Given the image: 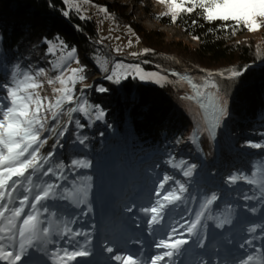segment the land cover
<instances>
[{
    "label": "trees",
    "instance_id": "trees-1",
    "mask_svg": "<svg viewBox=\"0 0 264 264\" xmlns=\"http://www.w3.org/2000/svg\"><path fill=\"white\" fill-rule=\"evenodd\" d=\"M75 1L82 3L68 7L64 0H0V63L6 70L12 72L22 64H34L35 56H47L49 42L58 44L57 37L65 42L66 50H77L75 56L80 61L78 68L86 66L84 74L87 79L75 84L74 95H79L81 104L87 101V114L72 112L71 119L64 123L65 137L60 143V146L64 143V149L57 155V165L53 161L45 166L51 167L54 174H40L37 186L53 184L52 196L55 197L61 194L59 188L64 184L77 196L84 194L91 200L94 188L91 185L86 187L85 177L91 176L101 182L106 172L113 171L121 177L123 185H130L132 190L139 183H146L150 190L154 187L161 190L163 196L167 192L181 195V199L172 204L165 202L163 215L168 214L169 206L174 205L171 220L187 221L208 204L207 201L216 190V177L211 164L206 163L204 168L199 169V160L195 156L198 148L205 151L208 160L211 155L208 150L212 146L209 143L215 142L219 146L220 157L226 156L228 164L235 162L238 165L228 168L225 177L237 178L236 175L243 172L247 177L252 165L261 166L264 163V147L250 146V143L264 145V38L256 44H237L234 37L245 33L246 29H240L232 35L233 22H209L198 15L199 10L197 13L182 14L176 23H172L169 18L159 19L162 24L173 25L192 39L199 37L196 39L198 47L189 56L203 74H186L193 82L203 84L205 78H209V73H212L210 79L216 82L219 96L226 101L227 114L213 132L210 127L198 126L197 112L200 113L201 108H194L196 102L190 100V96H177L181 103L187 105L185 110L161 86L141 80L134 73L125 77L116 73L120 78L119 83L115 82V77L113 80L106 79L113 74V67L118 61H137L118 57L109 50L112 55L110 58L104 48L96 43L97 24L90 15L91 9L84 10L80 6L88 4L99 10L106 8L107 12H103L116 25L130 29L140 44L149 49L139 57L144 69H149L145 63L152 62L165 68L163 71L157 69L161 73L170 76L173 73L183 74L174 62L163 57L160 52L169 45L163 40V33L139 30L129 18L125 19L126 10L118 3L107 0ZM64 11H69L70 15L65 17ZM251 65L255 67H249ZM231 71L242 74L227 78ZM221 72L225 76L218 75ZM98 76L100 78L93 81ZM81 86L83 90L79 92ZM99 87L108 91L101 93L97 91ZM94 105L103 109V119H96ZM204 111L211 120L212 109ZM183 119L189 120L192 126L189 128L187 124H182ZM197 131L199 137L196 140L194 136ZM207 131L210 136L204 139ZM82 140L84 142L79 144ZM247 152L257 153V157L250 159ZM248 159L250 164L247 163ZM193 164L196 165L193 175L185 176L184 171ZM240 164L246 169H241L243 167ZM58 171L66 177L63 181L59 179ZM165 176L169 177L166 183L163 181ZM49 178L52 180L47 181ZM161 183H164L163 190L159 187ZM180 184L187 189L182 194L178 191ZM230 187L238 195L242 193L243 199L249 198L243 193L246 187L237 183H231ZM157 190H154L155 194ZM163 196L160 198L162 202ZM58 201L62 199L58 198ZM231 202L232 198L225 195L219 209H227ZM79 205L81 202L77 200L76 207ZM74 206L70 205L69 213H73ZM210 210L211 205H208L205 218Z\"/></svg>",
    "mask_w": 264,
    "mask_h": 264
},
{
    "label": "rangeland",
    "instance_id": "rangeland-1",
    "mask_svg": "<svg viewBox=\"0 0 264 264\" xmlns=\"http://www.w3.org/2000/svg\"><path fill=\"white\" fill-rule=\"evenodd\" d=\"M107 1L115 4L118 3L125 9V19L129 18V21L139 30L163 33L162 38L165 42H169V45L165 51L160 49L156 50H160L163 57L174 62L183 74H172L171 76H175L173 78L168 74L159 72L157 69L163 71L165 68L159 64L154 65L152 62L149 64L145 63L144 65L149 67V69H144L139 57L145 52V48L140 44L134 33L130 29L121 28L116 25L101 9L93 8L88 4H82L80 6L82 9H91L90 15L97 24L98 38L96 39V43L104 48L103 50L109 54V57L112 58L111 53L108 52L110 50L117 54L118 57H127L133 61H137L136 63H129L124 60L118 61L115 63L113 71L121 77L133 73L137 75L136 69L132 66L139 65L140 75L147 76L152 73H157L158 75L148 81L161 86L165 92L174 96L175 100L179 102L178 104L181 103L177 97L178 95L180 97L191 96L193 89L182 77H188L186 72L189 73V76L190 74L193 76L203 74L200 69L195 67L192 58L190 60L189 56L198 47V42L196 39L185 35L177 27L173 25L168 26L162 24V21H159L160 18L170 19V16L160 15L168 10V5L166 3H160L159 0ZM78 3L82 2L69 0V3L65 4L68 7H74ZM263 38L264 28L256 32L246 30L245 33L235 36L234 41L242 46H247L250 43L256 44ZM129 41L132 42L131 45H129ZM67 51L65 50L63 54L57 51L55 55L48 53L47 56H35L36 61L34 64H22L20 67H15L12 72L1 66L3 69L2 71L0 70V84L14 85L16 79H23V74H35L39 69L43 68L46 70V75L37 78L43 84V87L38 89V91L42 97L53 99V87H59V85L58 83L49 85L47 80L59 74L58 71H53L52 64L62 63L61 56H66ZM132 53H137V55L134 56ZM75 59H77L76 56H74L73 60L67 61L66 67L78 68V64L74 62ZM161 77H166V79H161ZM99 78L98 76L93 81ZM69 87H75V85H69ZM1 89L6 93L4 88ZM82 90L83 86L79 88V92ZM2 96V102L7 103L4 105H10V98L7 97V94H2ZM74 96L75 100L78 101L79 95ZM2 102L0 105H2ZM75 105V102L72 104L65 103L63 105L64 111L59 115L58 119L53 121L49 118L47 126L56 127L58 132L63 131L64 123L69 121L72 116V112H68L67 109L73 108ZM181 105L187 110V105L183 103ZM194 108L198 109L200 106L194 103ZM200 110V113L197 112L198 126L201 128L207 127V129L210 127L215 132V121L212 113L210 116L212 119L210 120L206 116L205 111L203 112L202 108ZM182 124H187L189 128L192 126L191 122L186 119H183ZM198 133L199 131L194 136L196 140L199 137ZM42 136L47 138L48 143L41 149V152L54 153L44 167L53 161L57 165V155L64 149V143L60 146V143L64 141V133L63 135H57L55 132L45 131ZM208 136L210 135L207 131L204 139L208 138ZM209 144H212L208 150V154H211L208 157L209 160L205 159V151H201L203 149L198 148L195 155L197 160H199V169L204 168L206 162L210 163V167L218 178L216 182L217 190L214 191L217 199L209 204L211 205V210L207 218L204 219L202 227H200L201 219L197 225L199 236L203 238L202 242L204 243V247H198L197 235L195 233L189 234L187 231L191 223L195 221L196 214L187 221L181 219H174L172 221L170 215H172L174 205H171L168 208V214L163 215L164 210L161 213V224H150L151 213L145 212L144 209L156 206L157 200L162 201L160 199L163 196L162 192H160L161 190H157L155 187L150 190L144 183H140L136 187V190L140 193L137 196L135 190L131 192L129 185H123L121 177L113 171H110L103 175L101 182L91 176L85 177L86 187L91 185L94 188L91 194V200L84 194L77 196V194H74L75 192L69 190L63 184L59 188V191H61L60 195H56L55 197L51 196L42 205H38L37 209L25 208L26 213L38 214V218L41 221L39 227L48 229L47 235L39 232L33 238L30 245L26 244L23 254L34 257V260L26 264H60L64 261L61 258L64 256L65 250L72 252L81 249H87L89 251L90 255L88 256L91 257L90 262L93 264H116L120 261L115 260L114 255H128V252L131 250L129 245L136 238L143 242L142 245L146 250L145 253L138 255V261L142 262V264H150V259L153 256L161 255L166 251V249L156 246L162 239L169 243H175L176 240H186L187 243L182 244L179 249H173V256L171 258H165L159 264H236V258L244 254H252L253 249H260L264 252V163L261 166L251 164L252 169L249 171V175L247 174V177L244 172L236 175L238 177L233 184L237 183L241 187H246L247 191L243 193L247 197H250L249 199H243L241 197L242 193L238 195V193L229 191L231 184L230 177H225L228 168H234L238 165L235 162H232L233 164L231 165L230 163L228 164V158L226 156L220 157L218 144L215 142H210ZM247 153L250 159L257 157V153ZM250 159L247 161L248 164H250ZM240 166L243 167L241 169H246L241 164ZM58 173L60 175L59 179L63 181L66 177L61 175L60 171ZM39 175L40 173H36L33 177L36 185L39 182ZM125 177L128 178L127 173H125ZM48 180H52V178ZM248 180H254L255 182L250 184ZM24 187H29V185L25 184ZM95 188L100 191V194L96 192ZM154 190H157L158 193L155 194ZM225 190L228 192L225 193ZM132 193H134V199L127 203L126 196L132 195ZM25 194H28L31 199L35 191L25 193L23 189H20L16 193H13V201L10 206H17L16 202ZM225 194L232 198V202L228 204L231 208L227 206V209H219ZM58 198H61L62 201H58ZM77 200L81 202V205L78 207H76ZM70 205H75L73 213L68 212ZM42 207L44 208L43 211H41ZM122 207L124 209H121ZM130 207L132 211H128ZM111 215L113 217L109 219ZM203 215L204 213L202 212L201 218ZM22 219L23 217L16 221L17 226H19ZM221 224L223 226L218 227ZM148 226H153L152 230H149ZM252 228H255L256 231H251L250 229ZM96 237H99L100 245L95 244L97 243ZM127 242L129 244H126ZM6 243H13V250L19 251L20 240L18 234L14 242ZM106 247H113L114 253L106 252L104 250ZM230 249L232 252L236 250V255L233 258L229 255ZM133 257L135 258L136 256Z\"/></svg>",
    "mask_w": 264,
    "mask_h": 264
},
{
    "label": "snow or ice",
    "instance_id": "snow-or-ice-1",
    "mask_svg": "<svg viewBox=\"0 0 264 264\" xmlns=\"http://www.w3.org/2000/svg\"><path fill=\"white\" fill-rule=\"evenodd\" d=\"M160 3H166L168 10L161 16H170V21L176 23L182 14L197 13L203 19L223 22H233L231 27L232 35L240 29H246L249 32H256L264 28V0H159ZM64 3H69V0H64ZM79 11V8L76 9ZM102 11L107 12L106 8ZM63 15L68 17L69 11H64ZM83 18V17H82ZM227 27V25H225ZM199 39V37H193ZM58 44L48 47L49 54L55 55L57 51L64 53L67 45L63 40ZM129 41V45H131ZM76 49L72 48L67 51L66 56H61L62 63H53V71H58L59 74L47 80L49 85L58 83L59 87H53L54 98L49 99L42 97L38 89L43 87V84L38 81V77L46 75V70L41 68L35 74H23V79H16L14 85L0 84V88H4L7 97L10 98V105L0 106V264H18L21 261L22 254L25 250L26 244L30 245L34 237L39 232L48 234L47 228H41L39 225L41 221L38 214L26 213L25 208L30 207L37 209L38 205H42L44 201L54 195L53 184H45L40 187L34 183L33 177L36 173L43 176L52 175L53 169L51 167L45 168L44 165L51 159L54 153H42L41 149L48 143L46 137L42 134L45 131L55 132L57 135H63V131H57L56 127H48L47 122L49 118L53 121L57 120L59 115L64 111L63 105L65 103H77V107L67 109L68 112L81 111L87 114V101L79 103L75 100L74 87L77 82H82L87 79L84 74L86 66L81 65L79 68L66 67L67 61L74 59ZM145 53L149 49L144 50ZM137 55V53H132ZM80 64L78 59L74 61ZM136 69L137 75L141 80H152L157 73H152L147 76L140 75L139 65L132 66ZM108 71V69H104ZM242 73L239 71H231L227 78L238 77ZM173 75H177L173 73ZM220 76H225L224 72L218 73ZM205 78L203 84L194 83L188 77H182L186 80L191 88L193 94L188 97L195 101L200 108L207 110L212 109V116L215 121L214 127L219 125V121L227 114L226 101L219 96L217 91V84L210 77ZM119 83L120 78L113 72L112 75L106 79L113 80ZM166 79V77H161ZM158 82V81H157ZM97 91L104 93L108 89L99 87ZM96 112V119L100 120L104 117V111L99 105L93 106ZM84 141L82 140L81 143ZM250 143V142H249ZM251 147L262 148L264 145L258 143H250ZM79 163V162H75ZM196 165H190L184 171V175L191 177ZM169 177L165 176L163 181L166 183ZM236 177L229 178L231 183L236 182ZM254 180H248V183H254ZM27 184L29 187H24ZM159 187L163 190L164 183ZM23 189L25 193H32L35 195L31 197L28 194L21 196L17 206L11 207L13 201V193ZM187 189L183 184L179 186V193H184ZM159 195V194H158ZM181 195L174 192H167L163 196V202L157 200L156 206L145 208V212H150V224H158L160 222L161 213L165 208V202L172 204L174 201L180 200ZM217 199L215 194H212L211 199L207 201L208 204L213 203ZM46 210V209H45ZM128 211H132L130 207ZM254 211V209H252ZM202 213H196V219L188 227L189 234L197 235V246L204 247L203 238L199 236L197 225L200 223ZM21 220L19 226L16 221ZM223 225H218L222 227ZM256 231L255 228L250 229ZM175 231V230H174ZM19 236V251L13 250V243L16 236ZM187 243L186 240H176L175 243H169L166 240H160L157 247L164 248L166 251L161 255L153 256L150 259V264H159L165 258H171L174 254L173 249H179L182 244ZM243 247V245H242ZM108 253H114L113 247H106L104 249ZM255 251V250H254ZM90 255L87 249L69 252L65 250L64 256L61 258L66 262L76 260L77 257H84ZM114 259L120 261V264H138L137 260L132 255L120 256L114 255ZM256 257L248 255L243 258L239 264H255ZM261 260L264 261V253H262ZM78 264V262H77Z\"/></svg>",
    "mask_w": 264,
    "mask_h": 264
},
{
    "label": "bare ground",
    "instance_id": "bare-ground-1",
    "mask_svg": "<svg viewBox=\"0 0 264 264\" xmlns=\"http://www.w3.org/2000/svg\"><path fill=\"white\" fill-rule=\"evenodd\" d=\"M209 188H210L211 190H214V187H211V186H210ZM255 251H256V250H255ZM257 253H261V252L258 251Z\"/></svg>",
    "mask_w": 264,
    "mask_h": 264
},
{
    "label": "water",
    "instance_id": "water-1",
    "mask_svg": "<svg viewBox=\"0 0 264 264\" xmlns=\"http://www.w3.org/2000/svg\"><path fill=\"white\" fill-rule=\"evenodd\" d=\"M249 67H255V65H251V66H249Z\"/></svg>",
    "mask_w": 264,
    "mask_h": 264
}]
</instances>
